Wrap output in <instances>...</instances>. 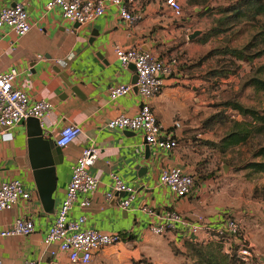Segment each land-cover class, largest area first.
Wrapping results in <instances>:
<instances>
[{"label": "crops", "instance_id": "obj_1", "mask_svg": "<svg viewBox=\"0 0 264 264\" xmlns=\"http://www.w3.org/2000/svg\"><path fill=\"white\" fill-rule=\"evenodd\" d=\"M49 1L0 0V10L12 7L14 3L24 5L32 24L31 31L21 38L9 28L0 30V70L16 69L19 73L17 88L33 100L53 104L50 115L41 126V144H30V129L26 124L11 131V141H4L0 134V183L17 179L31 193L29 201L18 203L11 211L0 212V230L22 216L31 217L35 227L34 233L28 237L0 238L3 264H24L26 261L73 264L66 254L52 257L50 252L57 251L59 246L46 247L44 238L65 198L72 166L82 151L92 144L98 148L99 158L90 173L100 185L91 195V206L82 209L79 203L83 196L80 195L69 218L84 214L87 228L108 234L118 233L122 241L95 254L90 264L152 262V257L161 251H172L173 247L182 249L186 242H193L194 237L183 225H178L177 231L165 237L150 232L149 227L159 224L167 209L175 210L189 222L199 225L197 217L202 216L205 219L202 225L209 229L203 231L198 240H214V229L224 217L221 203L217 202L213 192L209 193L214 176L200 179L212 165L206 163L207 147L200 145L202 141H196L199 137L194 131L197 122L193 114L203 106L197 95L203 81L199 73L187 71V58H191L194 51L192 47L189 51L187 49L195 43L189 40L191 34H187L186 39L183 37L188 27L185 20L174 18L165 0H135L130 11L143 17L137 24L123 20L118 8L110 7L94 22L76 27L62 18L58 8L48 10ZM93 34L98 35L94 40ZM117 46L148 50L161 58H180L177 71L164 78L161 94L151 101V108L161 126L173 131L176 148L164 150L150 146L147 158V144L140 131L107 128V123L119 115H136L143 103L142 96L135 90L115 101L109 97L111 86L131 84L135 77L130 67L123 68L118 61ZM195 50L201 51L198 46ZM71 55L73 58L68 60ZM62 60L67 62L65 68L58 64ZM176 121L180 122V128H175ZM71 124L80 126L82 134L58 153L56 140L59 132ZM219 140L203 139L204 144ZM47 142H51L55 153L51 160L57 185L51 213L45 211L40 199L31 163V160L33 163L44 162L43 146ZM174 167L195 176L197 186L187 197H177L159 182L161 172ZM111 173L119 175L137 190L128 210L119 208V201L126 195L119 194L111 201L105 198V194L113 190ZM144 208H151L154 214L144 212ZM232 240L238 245L235 239Z\"/></svg>", "mask_w": 264, "mask_h": 264}, {"label": "built area", "instance_id": "obj_2", "mask_svg": "<svg viewBox=\"0 0 264 264\" xmlns=\"http://www.w3.org/2000/svg\"><path fill=\"white\" fill-rule=\"evenodd\" d=\"M134 2L135 0H50L46 8L48 10L58 8L64 20L82 26L104 16L110 7H116L120 17L134 25L143 18L141 14L130 11V5ZM165 4L175 17L181 16L182 5L180 0H165ZM3 28H9L19 38L26 36L31 31L32 24L24 5L17 4L14 7H4L0 10V30ZM115 54L123 68H128L132 64L135 66L138 75L135 86L138 87L143 103L136 115H119L107 123V128L119 131H140L145 143L149 146L164 150L176 148L177 141L173 131L161 126L151 108V101L161 94L164 78L177 71L181 65L180 58L177 56L161 58L148 50L135 47L124 49L120 46L115 48ZM38 58L42 59L43 56H38ZM72 58L73 55L69 56L68 60ZM58 64L62 68L67 66V62L64 60L58 61ZM18 76L19 73L16 69L0 70V128L2 129L0 134L4 141L13 139L11 131L21 125L22 121L33 118L39 120L42 126L43 121L50 115L53 108V104L49 101L33 100L25 91L17 88L16 79ZM133 90L134 85L122 84L111 86L108 92L110 99L115 101L120 97L127 96ZM174 126L180 128L181 124L176 121ZM81 134L82 128L80 126L74 124L65 126L59 132L56 145L65 149ZM98 158L99 150L92 144L82 151L81 156L72 166V175L65 198L44 238L46 247L54 244L59 246L57 251L50 252L52 257L56 258L59 254H66L73 264H90L95 254L122 241V237L118 233L108 234L87 228V217L84 214L75 219L69 218L80 195L83 196V200L79 203L80 207L88 209L91 206V195L99 188L100 182L90 173V169L95 165ZM110 177L113 190L106 193L105 198L111 201L120 193L126 195L119 201V208L128 210L136 198V188L127 185L115 173H111ZM159 182L174 195L183 198L193 192L195 178L191 174L185 173L181 168L174 167L163 170ZM30 198L31 193L20 180L12 179L0 183V212L11 211L18 203L27 202ZM143 211L150 215L154 214L151 208H144ZM197 220L201 225L189 222L175 210L167 209L161 216V222L150 226L149 229L153 235L165 237L169 233L177 231L178 225H183L194 237L192 241L196 243L200 240V234L209 229L202 225L205 220L202 216H198ZM218 224L219 226L214 229V239L221 236L235 239L240 245L239 258L246 264H256L254 251L244 235L241 222L233 217H224L219 220ZM34 231L32 218L22 216L7 228L1 229L0 238L28 237ZM239 237L243 238L242 243H239ZM0 264H3L1 256ZM24 264L39 263L26 261Z\"/></svg>", "mask_w": 264, "mask_h": 264}, {"label": "rangeland", "instance_id": "obj_3", "mask_svg": "<svg viewBox=\"0 0 264 264\" xmlns=\"http://www.w3.org/2000/svg\"><path fill=\"white\" fill-rule=\"evenodd\" d=\"M236 0H180L182 5V14L174 18L184 19L187 24V34H193L195 31H201L202 34L194 39L195 44H190L187 51L193 48V55L187 58L190 74L199 73L203 81L199 84L197 95L203 106L193 114L194 121L197 122L195 131L196 141L206 148L205 161L212 167L208 170V175H202L204 178L214 176V183L209 193L213 192L217 202L222 205L223 217H233L241 222L244 235L248 243L252 246L254 252V261L256 264H264V174L254 173L246 169V165L254 161V152L264 143V135L255 137L247 145L239 146L222 154L219 150L209 148L204 144L205 137H211L214 140L224 137L231 131L232 121L238 118L234 111L225 109V103L233 100L236 93L244 83L254 75L255 70L264 65V55L254 60L252 64L235 61L228 56L212 54L206 60L202 58L209 52L221 49L224 46L241 48L240 44L246 43L250 35L254 33L248 30L240 39L231 41L232 35L243 25L234 23L224 26L228 32L211 38L206 44L197 43V39L204 36L205 33L214 27H219L218 20L224 17L220 9L227 7ZM198 46L201 51L195 50ZM262 46L259 47V50ZM186 51V50H184ZM217 51V50H216ZM185 53V52H184ZM254 53V52H253ZM236 68V73L229 74L228 77L211 74L214 70L220 71ZM263 78L264 76L261 75ZM248 105H257L256 101H249L246 97H238ZM262 108L264 107L261 106ZM260 107V108H261ZM213 117H215L213 119ZM209 119L211 122H208ZM200 177V178H201ZM232 239H229V243ZM209 242V241H206ZM156 246V245H154ZM152 262L144 264H192L191 260L183 255H175L170 250H164L152 257Z\"/></svg>", "mask_w": 264, "mask_h": 264}, {"label": "trees", "instance_id": "obj_4", "mask_svg": "<svg viewBox=\"0 0 264 264\" xmlns=\"http://www.w3.org/2000/svg\"><path fill=\"white\" fill-rule=\"evenodd\" d=\"M220 13L224 15L222 19L218 20L220 26L205 33L204 36L197 39V43L206 44L211 38L227 33L228 30L224 29V26L238 22L243 25L232 34L234 38L231 37V41L240 39L248 30H252L254 33L250 35L248 42L240 44L241 46L244 45L243 47L224 46L221 49H216L217 51L209 52L202 58V61L215 53L228 56L235 61L252 64L255 59L264 55V0H236L229 6L221 8ZM260 46H262L261 50H259ZM236 70V68L234 70L231 68L228 71L214 70L211 74L213 77L219 75L227 78L229 74L236 73ZM261 75L264 76V65L255 70L254 75L244 83L240 93H236L233 100L224 104L226 110L234 111L240 119L232 121L231 131L220 138L219 142L207 141L206 144L209 148L225 154L231 149L247 145L255 137L264 135V107H261L264 105V78ZM243 96L249 101H256L257 105H250L249 103L247 105L238 99V97L243 98ZM213 119H209L208 122ZM253 157L254 161L248 163L245 168L254 173L264 174V143L255 150ZM192 176L195 178L194 175ZM200 179L204 180L203 177ZM196 186L197 181L195 179L193 190ZM213 235L215 234L213 233ZM239 239V243H242L243 238L239 237ZM231 242L229 244V239L226 236L217 237L209 242L195 243L189 241L185 243L182 249L173 247L172 252L178 256L180 254L186 256L192 264H246L238 255L240 245L235 244L234 240Z\"/></svg>", "mask_w": 264, "mask_h": 264}, {"label": "water", "instance_id": "obj_5", "mask_svg": "<svg viewBox=\"0 0 264 264\" xmlns=\"http://www.w3.org/2000/svg\"><path fill=\"white\" fill-rule=\"evenodd\" d=\"M17 4L14 3L12 7L16 6ZM76 27H79L81 25L75 24ZM201 31H195L192 35L189 36V40H194L197 38L199 35H201ZM98 35L93 34L92 37L94 40ZM134 72H135V77L132 81V85H134V90L138 91V87L135 86L137 84L138 80V75L136 73L135 66L132 64L129 66ZM139 92V91H138ZM22 125L26 124L27 127L30 129L29 136L31 138L30 144L31 145H39L41 144V141H43V133L41 129V123L37 119H28L26 121L21 122ZM52 144L51 142H47V144H44L43 146V151L45 154V159L44 162L38 163L37 161L33 163V160H31L32 167L34 170V175L36 178V183H37V190L40 196V199L43 203V206L45 208V211L47 212H52L54 209L55 201L53 199L54 192L56 190V177H55V166L52 163L53 157H55V153L52 150ZM150 146L147 144V158H149V148ZM58 153H61V148H58ZM33 153V150H32ZM122 194V193H120ZM119 195V194H118ZM117 196V195H116Z\"/></svg>", "mask_w": 264, "mask_h": 264}]
</instances>
